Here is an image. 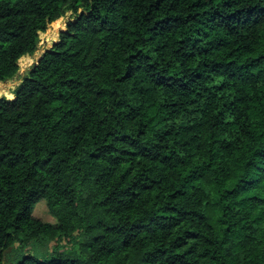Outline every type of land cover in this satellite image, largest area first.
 I'll use <instances>...</instances> for the list:
<instances>
[{
  "label": "trees",
  "instance_id": "16d2710c",
  "mask_svg": "<svg viewBox=\"0 0 264 264\" xmlns=\"http://www.w3.org/2000/svg\"><path fill=\"white\" fill-rule=\"evenodd\" d=\"M67 12L0 90V264H264V0H0V82Z\"/></svg>",
  "mask_w": 264,
  "mask_h": 264
},
{
  "label": "rangeland",
  "instance_id": "374dc122",
  "mask_svg": "<svg viewBox=\"0 0 264 264\" xmlns=\"http://www.w3.org/2000/svg\"><path fill=\"white\" fill-rule=\"evenodd\" d=\"M69 19H72V15H71L70 12H67V14L64 17L57 19L56 21L52 22L49 25L48 29L45 32L42 33L45 36H42V34H41V38L39 40L38 48L35 51L34 55L31 56V61L21 65L20 66L21 70H19L18 74L13 78V81H11L13 89L20 82L22 76L24 75V73L27 72L29 67L35 61H37L38 57L41 56L43 51L48 49V48H50L52 46V44L58 40L59 32L61 30L65 29L66 22ZM52 31H53V37H51V34L49 36H46V34L52 32ZM0 83L1 84H5L4 86L0 87V90L6 89L8 87V84H9V82H0ZM32 213H33L34 216H36V217H38V218H40V219H42L44 221L55 223V219L50 215L44 199L39 200L35 204Z\"/></svg>",
  "mask_w": 264,
  "mask_h": 264
},
{
  "label": "crops",
  "instance_id": "0c3cea01",
  "mask_svg": "<svg viewBox=\"0 0 264 264\" xmlns=\"http://www.w3.org/2000/svg\"><path fill=\"white\" fill-rule=\"evenodd\" d=\"M34 53H35V52H34ZM34 53H33V54H30V55L33 56ZM31 56H30V57H31ZM38 58H39V57H38ZM37 60H38V59H37ZM19 70H21V69H20V66H19V69H18L17 73L15 74V76L18 74ZM24 74H25V73H24ZM15 76H13V78H14ZM22 77H23V76H22ZM13 78H11V79L5 81V82H9V84H8V88H9L10 85H12V82H11V81H13ZM20 81H21V80H20ZM19 83H20V82H19ZM19 83H18V84H19ZM18 84H17V85H18ZM14 89H15V87H14ZM14 89H13V91H14ZM13 95H14V94H13ZM5 97H6V96H5ZM6 98H7V97H6ZM8 99H12V98H8Z\"/></svg>",
  "mask_w": 264,
  "mask_h": 264
}]
</instances>
